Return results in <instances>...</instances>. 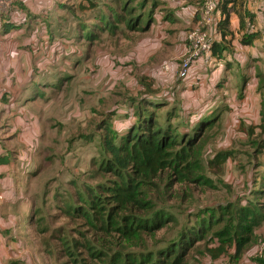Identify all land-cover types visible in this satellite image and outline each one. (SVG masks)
Instances as JSON below:
<instances>
[{
    "label": "rangeland",
    "instance_id": "rangeland-1",
    "mask_svg": "<svg viewBox=\"0 0 264 264\" xmlns=\"http://www.w3.org/2000/svg\"><path fill=\"white\" fill-rule=\"evenodd\" d=\"M200 3L58 0L46 28H15L16 37L29 39L22 47L31 53V98L37 95L42 103L41 115L32 113L30 140L16 141L29 142V152L9 156L8 165L20 183L16 195L22 199L15 204V245L3 264H75L61 247L60 236L97 240V233L69 209L82 203L87 190L112 177L99 171L104 159L102 127L126 133L138 121L140 102L151 96L170 102L159 117L176 109L180 117L172 119L175 127L184 126V117L193 128L216 119L195 150L204 184L177 183L171 190L164 186L166 195L156 196L160 204L181 223L193 224L199 215H214L221 205H245L257 197L252 193L264 173V72L261 67L218 71V64L209 60L189 77L180 75L187 32L199 24L189 6ZM123 6L136 22L128 21L131 14ZM221 151L231 155L219 169L211 161ZM260 201L264 203V197ZM175 232L172 226L159 231L149 238V247L154 250L161 245L157 239L169 240ZM254 233L240 254L230 246L219 255L210 249L218 248L221 240L207 243L210 234L185 264H218L231 255L241 264H262L254 252L264 239V223Z\"/></svg>",
    "mask_w": 264,
    "mask_h": 264
},
{
    "label": "trees",
    "instance_id": "trees-1",
    "mask_svg": "<svg viewBox=\"0 0 264 264\" xmlns=\"http://www.w3.org/2000/svg\"><path fill=\"white\" fill-rule=\"evenodd\" d=\"M245 2L219 0L217 8L222 16L218 22V34H221L222 41L212 42L210 52L213 57L225 59L227 47L224 43L231 34V15L239 13L237 8H242ZM123 7L127 12V7ZM130 11L128 21L136 22ZM240 16L244 22V16ZM256 36L257 33L247 34L242 42L250 45ZM166 104L170 102L159 96L144 98L138 106V121L121 135L115 134L110 125L102 127L105 129L102 138L104 159L99 171L112 177L99 187L87 190L82 203L69 209V213L82 218L83 224L97 233L98 238L94 243L70 239L67 234L59 239L61 247L75 264H185L190 252L210 234L207 243L216 237L221 240L220 246L210 249L211 252H219V255L235 246L240 254L252 241L255 230L264 223V203L260 201L264 197V173L258 189L252 193V196L257 195L255 199L245 205H221L214 209V215L205 219L199 215L193 224L192 221L181 223L165 204L159 203L158 193L163 196L167 193L162 189L164 186L171 190L177 183L204 184L197 169L200 164L195 150L216 120L213 118L211 122L193 128L187 126L190 121L184 117V126L175 127L172 119L180 117L176 109L168 110L164 117L158 116ZM160 118L163 122L159 121ZM230 155L221 151L211 162L222 169ZM170 226L176 228L174 235L169 240L166 237L157 239L156 244L161 245H155L154 250L149 247V238ZM134 247L136 251L130 250ZM230 259L239 261L237 255H231ZM255 259L264 264V257Z\"/></svg>",
    "mask_w": 264,
    "mask_h": 264
},
{
    "label": "crops",
    "instance_id": "crops-1",
    "mask_svg": "<svg viewBox=\"0 0 264 264\" xmlns=\"http://www.w3.org/2000/svg\"><path fill=\"white\" fill-rule=\"evenodd\" d=\"M57 6L58 0H15L12 14L0 16V264L7 258L4 255L13 250L15 245L12 241L15 232V204L21 198L16 195V187L20 188V183L15 180L14 167L8 165L9 156H24L29 152V142L20 145L16 141L30 140L31 120L34 117L32 113L41 115L42 103L31 98V53L22 47L29 39L16 37L15 28L30 25L46 28L52 22ZM237 9L239 13L233 12L231 15V34L224 43L227 47L225 59L213 57L209 52L193 65L190 75L196 69L200 70L209 60L218 64V71L261 67L264 72V0H246L244 6ZM189 11L192 19L195 15L198 21L199 6L191 5ZM240 13L244 16V22L241 21ZM251 24L257 36L248 45L242 40L251 34L247 30ZM45 36L43 41L47 40ZM215 41H222L221 34L216 35Z\"/></svg>",
    "mask_w": 264,
    "mask_h": 264
},
{
    "label": "built area",
    "instance_id": "built-area-1",
    "mask_svg": "<svg viewBox=\"0 0 264 264\" xmlns=\"http://www.w3.org/2000/svg\"><path fill=\"white\" fill-rule=\"evenodd\" d=\"M219 0H201L199 8V24L190 29L186 35L188 45L187 54L183 60L180 75L189 77L193 65L206 57L210 52L212 42L218 34V22L221 19V11L218 10ZM15 0H0V16L10 15L14 9ZM248 32L253 33L255 27L253 24L248 26ZM254 257H264V240H262L255 249ZM218 264H241L239 261L230 258L222 259Z\"/></svg>",
    "mask_w": 264,
    "mask_h": 264
}]
</instances>
